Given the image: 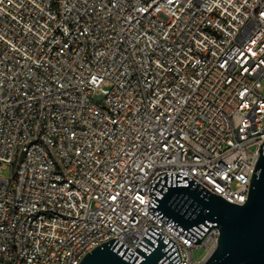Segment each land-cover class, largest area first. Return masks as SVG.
<instances>
[{
	"label": "built area",
	"instance_id": "built-area-1",
	"mask_svg": "<svg viewBox=\"0 0 264 264\" xmlns=\"http://www.w3.org/2000/svg\"><path fill=\"white\" fill-rule=\"evenodd\" d=\"M263 81L264 0H0V264L136 250L151 226L204 264L219 228L193 243L149 212L151 183L244 204Z\"/></svg>",
	"mask_w": 264,
	"mask_h": 264
},
{
	"label": "water",
	"instance_id": "water-1",
	"mask_svg": "<svg viewBox=\"0 0 264 264\" xmlns=\"http://www.w3.org/2000/svg\"><path fill=\"white\" fill-rule=\"evenodd\" d=\"M247 201L233 204L187 174L163 172L151 183L149 212L193 243L219 228L218 244L204 264H264V141ZM150 227L136 250L112 239L88 252L79 264H179L176 244Z\"/></svg>",
	"mask_w": 264,
	"mask_h": 264
},
{
	"label": "rangeland",
	"instance_id": "rangeland-1",
	"mask_svg": "<svg viewBox=\"0 0 264 264\" xmlns=\"http://www.w3.org/2000/svg\"><path fill=\"white\" fill-rule=\"evenodd\" d=\"M261 92H262V94L264 95V81H263V86H262ZM1 175H2V177H4V178H9L10 175H11V168H10V166H6V167L2 170ZM196 256H197V257L200 256L199 252L196 253Z\"/></svg>",
	"mask_w": 264,
	"mask_h": 264
}]
</instances>
